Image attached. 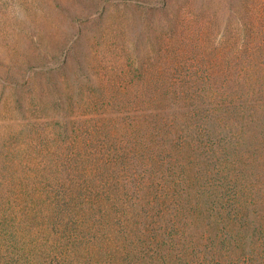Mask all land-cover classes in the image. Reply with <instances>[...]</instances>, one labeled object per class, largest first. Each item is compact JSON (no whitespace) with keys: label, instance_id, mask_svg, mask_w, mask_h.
<instances>
[{"label":"trees","instance_id":"obj_1","mask_svg":"<svg viewBox=\"0 0 264 264\" xmlns=\"http://www.w3.org/2000/svg\"><path fill=\"white\" fill-rule=\"evenodd\" d=\"M110 3L132 11L147 40L109 44L94 77L121 85L85 99L78 89L76 113L72 91L45 85V70L67 69L70 53L51 54L52 65H42L45 51L24 54L29 159L14 157L11 177L0 169V216H26L21 203L32 198L42 242L49 235L59 250L45 264H264V0H235L230 13ZM228 14L234 22H217ZM93 15L102 22L105 7Z\"/></svg>","mask_w":264,"mask_h":264},{"label":"rangeland","instance_id":"obj_2","mask_svg":"<svg viewBox=\"0 0 264 264\" xmlns=\"http://www.w3.org/2000/svg\"><path fill=\"white\" fill-rule=\"evenodd\" d=\"M110 1L0 0V169L4 170L7 176L11 177L15 166H18L17 161L15 165L12 159L15 157L16 160L24 149L20 143L26 131L21 124L29 118V113L24 114L21 108L31 104L29 93L31 84L28 81L33 74L28 78L23 77L22 73L28 72L25 69L28 65L22 61L24 54L34 52L38 55L40 50L44 56L45 51L48 59L42 65H52L51 54L60 62L68 52L70 53L67 69L53 71L54 81L51 77L53 72L45 70L49 72L45 85L50 88L55 83L58 87L72 91L70 99L75 113L77 104L80 103L75 92L78 89L84 88L86 94L83 99H85L97 86L121 85L119 81L102 83L96 80L94 75L99 72L97 67L99 61L110 54L109 44L115 42L114 40L135 39L146 42L147 34L144 27L139 26L134 20L132 11ZM172 1L179 2L182 6L202 5L210 10L220 7L228 13L235 9V0ZM103 7H105L104 20L97 23L93 14L99 13ZM229 21H235L230 14L217 20L223 24ZM77 32H80L78 39L75 37ZM75 39L78 42L73 44ZM81 77L93 79L90 83L85 81L77 83L74 80ZM33 117L38 119L41 113L36 112ZM52 118L48 123L54 125L56 124L54 119H58V116ZM33 152L30 151L31 154H34ZM44 153L47 154L48 151ZM38 156L39 154L34 155L33 160L38 159ZM20 158L27 162L29 156L20 155ZM51 158L54 162L60 160V157L53 153ZM52 166L54 167L53 164ZM26 170L27 178H36L35 175L29 176L31 169ZM21 205L20 214L24 215L27 212L26 216L17 214L19 208L7 216L6 222L5 218L0 216V264H7L11 259L15 260L10 264H16L18 259L16 257L24 258L28 254L30 255L27 264H45L44 261H48L50 255L57 257L59 250L52 245L49 235L46 237L50 239V244L46 241L42 242L45 239L40 238L45 232V227L40 223L43 218L38 210H32V198L24 197ZM23 217L24 222L21 221ZM4 231H7V235Z\"/></svg>","mask_w":264,"mask_h":264}]
</instances>
